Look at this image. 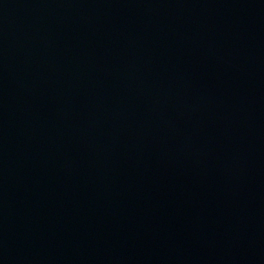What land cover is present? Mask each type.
<instances>
[{
  "label": "water",
  "instance_id": "obj_1",
  "mask_svg": "<svg viewBox=\"0 0 264 264\" xmlns=\"http://www.w3.org/2000/svg\"><path fill=\"white\" fill-rule=\"evenodd\" d=\"M0 264H264V0H0Z\"/></svg>",
  "mask_w": 264,
  "mask_h": 264
}]
</instances>
